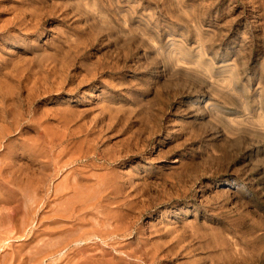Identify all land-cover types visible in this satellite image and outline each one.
<instances>
[{"label": "rangeland", "instance_id": "374dc122", "mask_svg": "<svg viewBox=\"0 0 264 264\" xmlns=\"http://www.w3.org/2000/svg\"><path fill=\"white\" fill-rule=\"evenodd\" d=\"M0 174V264H264V0H0Z\"/></svg>", "mask_w": 264, "mask_h": 264}, {"label": "bare ground", "instance_id": "6f19581e", "mask_svg": "<svg viewBox=\"0 0 264 264\" xmlns=\"http://www.w3.org/2000/svg\"><path fill=\"white\" fill-rule=\"evenodd\" d=\"M248 138H249V137H248ZM246 139H247V137H246ZM10 163H11V162H10ZM5 164H8V163H5ZM14 164H15V163H14ZM14 164H13V165H14ZM43 164H45V163H43ZM1 165H2V164H1ZM11 165H12V164H11ZM13 165H12V166H13ZM15 165H16V164H15ZM40 165H41V164H40ZM2 167H3V166H2ZM6 167H7V166H6ZM6 167H4V168H6ZM16 167H17V166H16ZM27 167H28V166H27ZM8 168H9V171H10V164H9V167H8ZM1 169H2V168H1ZM11 169H12V172L16 171V170L13 171V168H11ZM18 169H20V168H18ZM21 169H22V168H21ZM41 169H42V168H41ZM43 169H45V168H43ZM2 170H3V169H2ZM4 170H5V169H4ZM21 171H22V170H21ZM27 171H28V170H27ZM42 171H44V170H42ZM1 172H2V171H1ZM3 172H4V171H3ZM10 172H11V171H10ZM4 173H6V172H4ZM15 173H16V172H15ZM30 173H31V172H30ZM44 173H45V172H44ZM9 174H10V173H9ZM18 174H20V170H19ZM26 174H27V173H26ZM0 175H2V174H0ZM21 175H22V174H21ZM28 175H29V174H28ZM12 176H13V175H12ZM15 177H16V176H15ZM20 177H21V176H20ZM12 178H13V177H12ZM16 178L18 179V178H19V175H18V177H16ZM23 178H24V177H23ZM23 178H22V179H23ZM4 179H6V178L4 177ZM22 179H21V180H22ZM30 179H31V178H30ZM8 180H10V179H8ZM21 180H20V181H21ZM1 181H2V180H1ZM6 181H7V180H6ZM14 181H15V179H14ZM20 181H19V182H20ZM30 181H31V180H30ZM30 181H29V182H30ZM71 181H72V180H71ZM2 182H3V181H2ZM17 183H18V182H17ZM21 184H22V183H21ZM16 185H17V184H16ZM22 185H23V184H22ZM30 185H31V184H30ZM2 186H3V185H2ZM24 186H25V185H24ZM4 187H5V181H4ZM27 187H28V186H27ZM31 187H32V186H31ZM31 187H29V188H31ZM19 188H20V187H19ZM15 189H16V188H15ZM23 190H24V189H23ZM25 190H26V189H25ZM9 191H10V189H9ZM18 191H19V190H18ZM18 191H17V192H18ZM28 191H30V190L28 189ZM31 191H32V189H31ZM33 191H34V190H33ZM33 191H32V192H33ZM72 191H73V190H72ZM74 191H76V190H74ZM78 191H79V189H78ZM10 193H11V192H10ZM28 193H29V192H27V195H28ZM17 194H18V193H17ZM77 194H78V193H77ZM122 194H123V193H122ZM0 196L2 197V196H4V195H1V194H0ZM5 196H7V194H5ZM22 196L24 197L23 194H22ZM30 196H31V195H30ZM32 196H34V195H32ZM1 197H0V198H1ZM65 197H67V196H65ZM76 197H77V196H75L73 199H78V197H77V198H76ZM9 198H10V196H9ZM36 198H37V197H36ZM1 199H2V198H1ZM79 199H80V198H79ZM83 199H84V198H83ZM83 199H82V200H83ZM2 200H3V199H2ZM7 200H9V199H7ZM31 200H32V199H31ZM37 200H38V199H37ZM60 200H61V199H60ZM68 200H70V198H69ZM3 201H4V200H3ZM66 201H67V199H66ZM83 201H84V200H83ZM86 201H87V198H86ZM5 202H6V201H5ZM3 203H4V202H3ZM3 203L1 202V204H3ZM32 203H33V202H32ZM64 203H65V202H64ZM80 203H81V202H80ZM96 203H97V202H96ZM1 204H0V205H1ZM7 204H8V203H7ZM83 204H85V203L83 202ZM83 204H81V205H83ZM51 205H52V204H51ZM70 205H71V204H70ZM70 205H69V206H70ZM32 206H33V205H32ZM99 206H100V205H99ZM1 207H2V206H1ZM95 207H97V206H95ZM105 207H106V206H105ZM45 208H46V207H45ZM69 208H70V207H69ZM31 209H33V208H31ZM47 209H48V207H47ZM61 209H62V208H61ZM63 209H64V208H63ZM67 209H68V208H67ZM94 209H95V208H94ZM105 209H107V208H105ZM105 209H104V210H105ZM99 211H100V210H99ZM101 211H102V210H101ZM105 211H106V210H105ZM58 212H59V210H58ZM61 212H62V211H61ZM85 212H86V211H85ZM97 212H98V211H97ZM101 213H102V212H101ZM105 213H106V212H105ZM46 214H48V213H46ZM55 214H56V213H55ZM64 214H65V212H64ZM106 214H107V213H106ZM110 214H111V213H110ZM21 215H22V214H21ZM57 215H58V214H57ZM60 215H61V214H60ZM67 215H68V214H67ZM107 216H108V215H107ZM111 216H112V214L109 215V217H111ZM59 217H60V216H59ZM62 217H63V216H62ZM62 217H61V218H62ZM71 217H72V216H71ZM0 218H1V217H0ZM107 218H108V217H107ZM71 219H72V218H71ZM90 219H91V218H90ZM22 220H23V219H22ZM62 222H63V220H62ZM44 223H46V222H44ZM58 224H59V223H58ZM63 225H65V224H63ZM63 225H62V226H63ZM69 225H71V224H69ZM95 225H96V223H95ZM56 226H57V225H56ZM71 226H72V225H71ZM71 226H70V227H71ZM73 226H74V225H73ZM93 226H94V224H93ZM99 226H100V225H98V227H99ZM75 227H76V226H75ZM77 227H79V226L77 225ZM85 227H86V226H85ZM95 227H96V226H95ZM21 228H22V227H21ZM83 228H84V227H83ZM88 228H89V226H88ZM62 229H63V228H62ZM67 229H69V228H67ZM72 229H73V227H72ZM79 229H80V227H79ZM95 229H96V228H95ZM95 229H92V230H95ZM105 229H106V228H105ZM92 230H91V231H92ZM70 231H72V230L70 229ZM70 231H69V232H70ZM74 231H75V230H74ZM84 231H85V230H84ZM87 231H89V230H87ZM99 231H100V230H99ZM62 232H63V231H62ZM81 232H83V231H81ZM116 232H117V231H116ZM116 232H115V233H116ZM71 233H76V232H71ZM71 233H69V234H71ZM104 233H105V232H104ZM106 233H107V232H106ZM7 234H9V233H7ZM57 234H60V232L57 233ZM64 234H65V233H64ZM60 235H61V234H60ZM62 235H63V234H62ZM66 235H67V234H66ZM66 235H65V236H66ZM54 236H55V235H54ZM92 236H93V235H92ZM0 237H1V236H0ZM58 237H59V235H58ZM60 237H61V236H60ZM114 237H115V236H114ZM54 238H57V236L54 237ZM71 238H72V237H71ZM91 238H92V237H91ZM41 239H42V238H41ZM86 239H87V238H86ZM93 239H95V238H93ZM96 239H97V238H96ZM30 240H31V239H30ZM53 240H54V239H53ZM58 240H60V239L57 238V241H58ZM66 240H67V239H66ZM68 240H69V239H68ZM70 240H71V239H70ZM106 240H107V239H106ZM37 241H40V240H37ZM49 241H50V240H49ZM57 241H56V242H57ZM87 241H88V240H87ZM97 241H98V240H97ZM140 241L142 242V240H140ZM53 242H54V241H53ZM58 242H59V241H58ZM60 242H61V241H60ZM68 242H69V241H68ZM94 242H95V241H94ZM100 242H101V241H100ZM100 242H98V243H100ZM54 243H55V242H54ZM66 243H67V242H66ZM77 243H78V242H77ZM83 243H84V242H83ZM36 244H38V243H36ZM36 244L34 243V246H35ZM60 244H62V242H61ZM63 244H64V243H63ZM86 244H87V243H86ZM86 244H85V245H86ZM45 245H46V244H45ZM37 246H38V245H37ZM41 246H42V243H41ZM56 246H57V245H56ZM58 246H60V245H58ZM63 246H64V245H63ZM63 246H61V247H63ZM39 247H40V246H39ZM53 247H54V246H53ZM67 247H68V246H67ZM97 247H98V246H97ZM141 247H142V246H141ZM41 248H43V247H41ZM41 248H40V249H41ZM44 248H45V247H44ZM98 248H99V247H98ZM154 248H155V247H154ZM158 248H159V247H158ZM40 249H38V250H40ZM48 249H49V248H48ZM60 249H61V248H60ZM69 249H70V248H69ZM83 249H84V248H83ZM112 249H113V248H112ZM31 250H32V249H31ZM46 250H47V249H46ZM46 250H45V251H46ZM49 250H50V249H49ZM49 250H48V251H49ZM95 250H96V249H95ZM120 250H121V249H120ZM141 250H142V249H141ZM153 250H155V249H153ZM158 250H159V249H158ZM26 251H28V250H26ZM41 251H43V250H41ZM51 251H53V249H51ZM54 251H55V250H54ZM79 251H80V249H79ZM87 251H88V250H87ZM156 251H157V250H156ZM81 252H82V250H81ZM81 252H79V253H81ZM83 252H84V250H83ZM85 252H86V251H85ZM90 252H91V251H90ZM100 252H101V251H100ZM102 252H103V251H102ZM134 252H135V251H134ZM136 252H137V251H136ZM138 252H139V251H138ZM152 252H153V251H152ZM157 252H158V251H157ZM37 253H38V252H37ZM42 253H43V252H42ZM75 253H77V252H75ZM79 253H77V254H79ZM147 253H148V252H147ZM29 254H30V253H29ZM44 254H45V253H44ZM51 254H52V253H51ZM51 254H50V255H51ZM59 254H60V253H59ZM244 254H245V253H244ZM250 254H251V253H250ZM2 255H3V252H2ZM50 255H49V256H50ZM71 255H72V254H71ZM100 255H102V254H100ZM103 255H105V253H104ZM241 255H242V254H241ZM258 255H259V254H258ZM36 256H37V255H36ZM53 256H54V255H53ZM96 256H97V255H96ZM105 256H106V255H105ZM251 256H252V254H251ZM253 256H256V255L253 254ZM261 256H264V254L261 255ZM34 257H35V256H34ZM84 257H85V256H84ZM147 257H148V256H147ZM153 257H154V256H153ZM242 257H243V256H242ZM4 258H5V257H4ZM85 258H86V257H85ZM57 259H58V257H57ZM69 259H70V258H69ZM88 259H91V258L89 257ZM94 259H95V258H94ZM102 259H103V258H102ZM110 259H111V258H110ZM125 259H126V258H125ZM237 259H238V258H237ZM239 259H240V258H239ZM258 259H259V258H258ZM92 260H93V257H92ZM103 260H105V258H104ZM252 260H253V259H252ZM30 261H31V260H30ZM80 261H83V260H80ZM84 261H86V259H84ZM89 261H90V260H89ZM89 261H88V262H89ZM100 261H102V260H100ZM154 261H155V260H154ZM257 261H258V260H257ZM257 261H256V262H257ZM0 262H1V261H0ZM27 262H28V261H27ZM91 262H92V261H91ZM239 262H240V261H239ZM16 263H17V262H16ZM69 263H70V262H69ZM69 263H68V264H69ZM79 263H80V262H79ZM82 263H83V262H82ZM84 263H85V262H84ZM89 263H90V262H89ZM104 263H105V262H104ZM1 264H2V263H1ZM80 264H81V263H80ZM85 264H87V261H86ZM161 264H162V263H161Z\"/></svg>", "mask_w": 264, "mask_h": 264}]
</instances>
